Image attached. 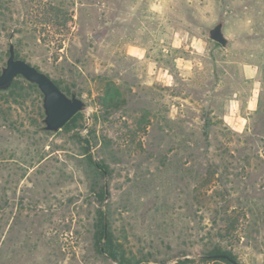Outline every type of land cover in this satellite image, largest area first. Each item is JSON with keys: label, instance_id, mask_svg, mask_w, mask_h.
<instances>
[{"label": "rangeland", "instance_id": "obj_1", "mask_svg": "<svg viewBox=\"0 0 264 264\" xmlns=\"http://www.w3.org/2000/svg\"><path fill=\"white\" fill-rule=\"evenodd\" d=\"M153 2L0 0V72L12 41L87 103L53 132L35 88L20 80L0 94V264H117L95 248L96 183L114 235L149 264H228L201 261L216 246L264 264V0H160L164 23ZM55 6L72 14L67 27L52 23ZM168 27L201 39L204 54L172 48ZM178 56L194 60L188 78ZM149 61L172 83L149 77ZM110 88L117 108L105 105ZM231 100L242 129L223 119Z\"/></svg>", "mask_w": 264, "mask_h": 264}, {"label": "trees", "instance_id": "obj_2", "mask_svg": "<svg viewBox=\"0 0 264 264\" xmlns=\"http://www.w3.org/2000/svg\"><path fill=\"white\" fill-rule=\"evenodd\" d=\"M52 19V23L57 26L67 27L69 20L73 18L72 14L64 10L61 7H53L50 11H47ZM16 57L21 58L16 51ZM26 82L29 87L35 88L40 96L43 97L38 86L34 83L26 81L23 77L19 76L13 80L11 86L4 91L0 90V94L11 93L13 90L18 88L19 82ZM54 81L60 86V88L70 95V91L65 86L54 79ZM107 87V85H106ZM110 87V86H108ZM108 98L105 99V105L110 108H117L119 100H117L118 95L113 91V88L108 89L106 92ZM81 112H78L64 127L69 128L76 125ZM90 167L94 173H101L102 175L108 171V166L104 163L96 162L93 158L89 159ZM96 203L98 204L97 213H96V231H95V248L98 252L104 253L108 258L116 262L117 264H149V259L145 256H137L136 253L130 251L127 246L120 240L116 238L113 231L109 225L108 215L105 209V197L107 195V190L105 186L99 185L98 183L92 189ZM222 255H227L224 257ZM232 260L236 261V257L231 251L223 250L221 247L216 246L212 248L205 256L201 258V261L204 262H218L223 261L228 264H234ZM191 260L189 258L181 259L177 264H189Z\"/></svg>", "mask_w": 264, "mask_h": 264}, {"label": "water", "instance_id": "obj_3", "mask_svg": "<svg viewBox=\"0 0 264 264\" xmlns=\"http://www.w3.org/2000/svg\"><path fill=\"white\" fill-rule=\"evenodd\" d=\"M211 37L221 44L227 42L221 26L211 30ZM23 77L38 86L43 94L45 117L43 122L47 131L61 130L78 112L87 108L86 101L76 93L68 95L47 73L23 58L16 57L14 42H10L6 65L0 72V90H7L14 79ZM227 257V255H222ZM234 264H238L232 260Z\"/></svg>", "mask_w": 264, "mask_h": 264}, {"label": "clouds", "instance_id": "obj_4", "mask_svg": "<svg viewBox=\"0 0 264 264\" xmlns=\"http://www.w3.org/2000/svg\"><path fill=\"white\" fill-rule=\"evenodd\" d=\"M150 11L158 14L162 18V23H164L165 16V5L160 2V0H154L150 6ZM168 32L171 33V47L174 49H180L182 46L189 47L192 50L193 55H203L205 52L204 43L201 39L197 37H189V33L180 31H174L171 27H168ZM164 39H168L167 36ZM187 42V43H186ZM167 51V49H165ZM129 54L135 57H140L143 59L144 50L135 46H129ZM176 69L185 78L192 75V68L194 65V60L186 59L183 56H178L175 58ZM145 71L149 77H152L154 73L159 71V78L164 80L167 84H171L173 77L169 75L167 69L158 70L154 62H147L145 66ZM244 71L248 76L253 75V69L249 66H244ZM256 104L255 90L253 96L250 99L249 108H254ZM224 121L229 125H234L235 127L242 129L245 123V118L239 110V105L236 100H231L227 106L225 115L223 116Z\"/></svg>", "mask_w": 264, "mask_h": 264}]
</instances>
